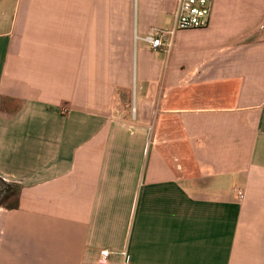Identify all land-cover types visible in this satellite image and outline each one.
Instances as JSON below:
<instances>
[{
    "label": "crops",
    "instance_id": "1",
    "mask_svg": "<svg viewBox=\"0 0 264 264\" xmlns=\"http://www.w3.org/2000/svg\"><path fill=\"white\" fill-rule=\"evenodd\" d=\"M9 4L0 264H264V0H214L169 56L144 38L175 0Z\"/></svg>",
    "mask_w": 264,
    "mask_h": 264
},
{
    "label": "built area",
    "instance_id": "2",
    "mask_svg": "<svg viewBox=\"0 0 264 264\" xmlns=\"http://www.w3.org/2000/svg\"><path fill=\"white\" fill-rule=\"evenodd\" d=\"M214 7V0H175L173 18L170 28H153L144 40L152 50H163L168 53L174 46L178 31L200 29L209 25ZM242 199V190L237 191ZM108 250H102L101 256L106 259Z\"/></svg>",
    "mask_w": 264,
    "mask_h": 264
},
{
    "label": "rangeland",
    "instance_id": "3",
    "mask_svg": "<svg viewBox=\"0 0 264 264\" xmlns=\"http://www.w3.org/2000/svg\"><path fill=\"white\" fill-rule=\"evenodd\" d=\"M11 1H13V0H9V3L10 4H11ZM137 12H138V4H137ZM172 18H173V14H171V16H170L167 24L165 25L166 28H170L171 27ZM175 40L178 41V38L175 37ZM137 44L140 45L142 43H141V41L136 40V45ZM173 48H174V46L172 47V49L170 50V52H168V53L165 52L167 56H169L172 53ZM159 58H161V59L164 58V60H165V57L164 56H160ZM15 186H16V184H14V183H6V182L3 183L2 185H0V188H3L2 189L3 191L0 192V202L2 203V206L9 204L16 197L15 196V190H16Z\"/></svg>",
    "mask_w": 264,
    "mask_h": 264
},
{
    "label": "trees",
    "instance_id": "4",
    "mask_svg": "<svg viewBox=\"0 0 264 264\" xmlns=\"http://www.w3.org/2000/svg\"><path fill=\"white\" fill-rule=\"evenodd\" d=\"M5 183V182H4ZM15 188H16V190H15V198H14V200L12 201V202H10L9 204H7V205H4L5 207H7V208H16L17 206H18V201H19V199H18V196H19V186H15ZM8 189V188H7ZM0 205H2V203L0 202Z\"/></svg>",
    "mask_w": 264,
    "mask_h": 264
},
{
    "label": "flooded vegetation",
    "instance_id": "5",
    "mask_svg": "<svg viewBox=\"0 0 264 264\" xmlns=\"http://www.w3.org/2000/svg\"><path fill=\"white\" fill-rule=\"evenodd\" d=\"M3 190L0 189V192H2Z\"/></svg>",
    "mask_w": 264,
    "mask_h": 264
}]
</instances>
